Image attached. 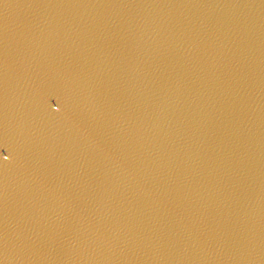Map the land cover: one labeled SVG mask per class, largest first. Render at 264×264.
<instances>
[{
    "label": "water",
    "instance_id": "water-1",
    "mask_svg": "<svg viewBox=\"0 0 264 264\" xmlns=\"http://www.w3.org/2000/svg\"><path fill=\"white\" fill-rule=\"evenodd\" d=\"M0 264H264V0H0Z\"/></svg>",
    "mask_w": 264,
    "mask_h": 264
}]
</instances>
